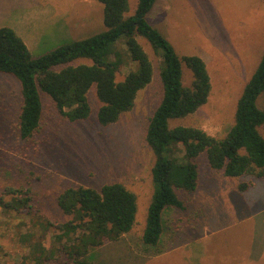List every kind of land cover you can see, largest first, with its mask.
<instances>
[{"label": "rangeland", "instance_id": "obj_1", "mask_svg": "<svg viewBox=\"0 0 264 264\" xmlns=\"http://www.w3.org/2000/svg\"><path fill=\"white\" fill-rule=\"evenodd\" d=\"M130 2L135 8L137 0ZM147 18L180 55L202 57L211 77L208 101L192 114L173 118L171 125L202 127L211 135L225 136L242 90L264 54V0H156ZM2 26L15 29L32 54L39 56L105 29L104 4L98 0H0ZM125 40L122 36L117 42L128 62L119 79L137 67ZM139 40L154 62L152 80L139 91L134 107L109 125L98 119L102 103L96 85L88 91L92 112L78 121L61 115L52 98L43 93L41 128L30 140H21L17 133L21 83L0 72V191L8 185L31 188L34 205L18 210L0 205V264L20 263L28 251L21 234L34 222L41 233V222L47 218L70 219L57 202L62 190L115 182L136 194V222L120 240L91 250L95 264H264V177L227 176L208 164L207 152L197 159L201 168L197 190L181 192L186 209L169 207L164 212L161 245L168 247L163 250L168 254L145 258L148 252L141 237L155 191L154 154L145 136L162 98V57L148 40ZM193 80L192 69L185 65L184 85L191 86ZM181 150L182 145L175 147L173 155ZM241 183L248 188L240 189ZM11 197L4 196L3 201ZM170 257L171 262H164ZM57 264L71 263L64 259Z\"/></svg>", "mask_w": 264, "mask_h": 264}, {"label": "trees", "instance_id": "obj_2", "mask_svg": "<svg viewBox=\"0 0 264 264\" xmlns=\"http://www.w3.org/2000/svg\"><path fill=\"white\" fill-rule=\"evenodd\" d=\"M98 1L104 4L105 29L39 56L32 54L15 29L0 27V72L21 83L17 118L21 140H30L41 128L43 93L52 98L61 115L78 121L90 116L88 91L96 85L102 103L98 119L109 125L134 107L139 91L152 80L154 62L139 37L148 40L162 57V98L146 129V142L154 154L151 175L155 191L141 242L147 251H158L165 230L164 212L169 207L186 209L181 192L197 190L201 176L197 159L203 152H207L208 164L227 176L264 177V54L242 90L234 122L225 136L211 135L197 126H172L173 118L192 114L208 101L212 83L206 62L198 55H180L148 20L156 0H137L135 8L131 0ZM122 36L126 37L127 51L137 67L119 79L128 64L117 46ZM185 65L194 73L191 86L183 83ZM179 145L183 150L174 156V148ZM239 187L245 190L248 184L241 183ZM7 195L12 197L5 202ZM57 202L70 219L47 218L41 222V233L34 222L21 234L28 251L19 264H57L64 259L71 264H95L90 258L94 247L120 240L135 226L137 196L123 183L100 188L69 186L60 192ZM0 205L5 209H31V188L6 186L0 191Z\"/></svg>", "mask_w": 264, "mask_h": 264}, {"label": "crops", "instance_id": "obj_3", "mask_svg": "<svg viewBox=\"0 0 264 264\" xmlns=\"http://www.w3.org/2000/svg\"><path fill=\"white\" fill-rule=\"evenodd\" d=\"M166 248H168V247H163V245H160V250H158V251H155V250L147 251L149 255L144 254V256H145V258H149V260L162 258L166 254H168V252H163V250H165ZM164 262H171V257L168 259H164Z\"/></svg>", "mask_w": 264, "mask_h": 264}]
</instances>
